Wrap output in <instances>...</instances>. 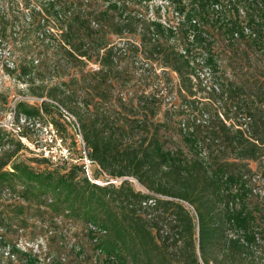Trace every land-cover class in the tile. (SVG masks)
<instances>
[{
	"label": "trees",
	"instance_id": "obj_1",
	"mask_svg": "<svg viewBox=\"0 0 264 264\" xmlns=\"http://www.w3.org/2000/svg\"><path fill=\"white\" fill-rule=\"evenodd\" d=\"M88 2L45 0L44 4L30 6L26 28L52 55L49 59L31 58L26 66L16 64L14 69L24 80L42 68L59 78L69 77L56 84L64 89L61 95L46 93L59 105L56 111L63 116L64 109L76 118L88 156L98 167V179L132 177L149 191L179 202L160 200L150 192L137 190L128 179L118 185L109 182L100 186L82 176L78 166L65 172L60 168L35 171L24 163L11 164L23 146L19 140L12 154L1 155L0 190L12 196L18 193L26 201L48 204L63 211L65 217L85 221L93 251L103 253L98 255H104L105 259L99 261L104 264H201L191 240L193 216L182 202L196 212L204 264H210L217 251L228 253L234 248L242 252L260 239L264 242L258 218L262 209L249 203L251 196L264 202V194L256 192L258 179L264 185V0H188L187 4L171 0L174 12L181 17L176 23L160 17L145 20L143 15L135 17L133 13L118 19V14L130 12L131 4ZM240 8L245 11L244 17ZM210 14L226 16L230 45L246 47L244 63L233 59L226 66L219 64L221 51L211 40L204 20ZM139 23L146 28L140 29ZM5 28L0 31V45L6 44ZM124 34H139L141 43L122 45L109 39V35ZM177 38L186 40L189 47L180 52L167 44L177 42ZM139 54L147 64L159 61L179 76L178 85L165 90L166 95L177 90L182 101L179 106L172 103L174 107L168 108L164 121L156 119L160 97L155 92L146 93L142 88L138 96L137 88L126 84L118 87L113 82L125 77L127 69H119V61ZM90 62L98 63V70L85 71ZM207 77L213 80L205 82ZM201 90L206 96L200 100L195 96ZM82 92L86 100L79 105L85 115L72 106V99ZM44 93L37 95L42 97ZM113 96L124 109L132 108L130 114L121 113L122 122L113 119ZM135 97H140L136 104ZM50 107L52 104L45 100L40 106L19 101L15 119L22 115L42 118L43 112L51 113ZM53 121L64 129L60 119ZM162 127L165 135L160 133ZM177 132L188 139L195 158L190 159L182 148L166 146ZM9 138L0 128V145L12 143ZM251 163H255V169ZM10 164L12 170L7 169ZM151 198H155L154 206L143 205ZM161 205L171 206L176 212ZM14 209L16 214L0 207V228L12 227L25 206L14 204ZM143 215L154 216L146 219ZM158 218L166 219L170 230L163 229ZM229 231L241 235L228 238ZM17 251L13 248L12 254Z\"/></svg>",
	"mask_w": 264,
	"mask_h": 264
},
{
	"label": "rangeland",
	"instance_id": "obj_2",
	"mask_svg": "<svg viewBox=\"0 0 264 264\" xmlns=\"http://www.w3.org/2000/svg\"><path fill=\"white\" fill-rule=\"evenodd\" d=\"M109 1L113 0H90L88 4H108ZM118 4H131L130 12L127 11L125 14H118V19L125 18L129 13L136 15H143L142 18L145 20H153L155 17H160L159 20L165 22L167 19H171L172 22L176 23L181 17L174 11V5L171 0H114ZM45 0H0V31L4 30L7 25L6 31V44L0 45V128L3 130L5 136H10L12 143L8 144L5 142L4 145H0V160L1 155L5 152L12 154L16 148V142L19 140L23 146L20 148L11 159L12 162L24 163L35 171L54 170L60 168L63 171H68L73 166H78L80 174L85 177L83 165L81 161L74 162H55L45 157L44 151L39 149V144L47 140V136L44 130L38 131L30 126L25 128H18L17 121L15 119V110L19 101H25L28 104L40 106L45 100L52 104V107L48 108L50 112H43L42 118H36L45 123L52 122L55 128L53 118H58L64 124V129L60 128V134L63 137L66 144L71 148L73 155L78 159L82 153V144L79 139L78 127L72 119L69 121L67 118L62 116L56 107L59 105L48 95V91L62 94L63 87L57 86L58 82H64L68 80V76L59 78L55 73L48 71L47 68L40 69L41 71L35 70V75L30 76L27 79H20L19 71L14 69L16 64H29L31 58L41 59L47 57L48 59L52 55L51 50H47L43 43L38 39L35 33H30L26 28L28 22V10L30 6L35 4H44ZM187 4V2H185ZM25 13V14H24ZM229 16L232 18L236 17L234 12H229ZM206 17V15H205ZM140 18H136L139 21ZM204 20L207 23V29L211 35V40L215 42V46L221 51L219 55V64L226 66L231 64V60L236 59L239 63H244L245 59L242 57L245 54L246 47L230 45L229 37L225 30L226 16L223 14H210ZM243 20V19H242ZM144 22V21H143ZM148 22V21H147ZM145 23V22H144ZM21 26V29H19ZM139 28H146L145 25L139 23ZM139 30V29H138ZM142 32V31H140ZM120 36V35H119ZM117 35H109V39L113 43L124 45L127 42L131 44L141 43L140 35H126L119 37ZM179 39V40H178ZM177 42L167 41L171 47H176V50H181L187 47L186 40L183 38H177ZM240 48V49H237ZM196 48L194 47V50ZM196 51V50H195ZM252 51V48H251ZM149 64V65H148ZM143 57V54L139 56H124L118 63L119 69H127L124 72V79L114 80L113 82L119 87L121 84H126L127 87H135L138 92V96L141 94V90L145 89L146 93L155 92L160 98L156 101L159 106L157 107L156 119L164 121L166 119V112L168 108L174 107L173 102L179 106L182 101V97H178L177 90L166 95L165 88L170 86H177L179 83V76L176 72L169 70L164 67L159 61H148ZM98 70L99 64L90 62L86 67L88 69ZM215 76H219L216 74ZM232 76V75H231ZM42 78V79H41ZM115 79H118L115 77ZM41 80H44L41 82ZM213 79L207 77L205 82H211ZM216 82V79H214ZM88 81L84 85H88ZM143 88V89H142ZM45 92L40 97L38 93ZM206 93L201 90L197 92L196 98L203 99ZM134 97V96H133ZM192 97V98H195ZM140 97H135L134 103L136 104ZM88 99V98H87ZM86 100L84 92L77 97L72 99V106L78 107L81 114L83 104ZM116 101V102H115ZM116 96H113L110 104L112 110L113 119L116 123L122 122L121 115L124 113L130 114L132 111L131 107L124 109L121 105H118ZM76 104V105H75ZM114 104V105H113ZM54 105V106H53ZM108 106V105H107ZM60 108V107H59ZM70 112H73L71 107H66ZM123 109V110H122ZM63 110V109H62ZM122 113V114H121ZM79 120V116L73 113ZM188 119V117L186 116ZM181 119V116L177 117L176 122ZM38 122V121H37ZM188 122H192L191 120ZM20 124L21 121H20ZM59 128V127H58ZM23 131V132H22ZM165 129L162 127L160 133L164 134ZM187 138L180 132L175 133L174 141L167 142V147H179L182 148L184 153L190 158H195L192 150L189 148ZM37 141V142H36ZM166 142V139H165ZM47 143V142H46ZM14 144V145H13ZM8 165L7 169L12 170V165ZM251 166L255 169V163H251ZM98 167H93V174H95ZM99 177H96V179ZM102 180V179H101ZM107 180V179H106ZM135 181V180H134ZM259 181V179H258ZM257 184L259 189L256 192L259 195L264 194V185L262 182ZM93 182V181H92ZM105 182V181H103ZM132 182V181H131ZM95 184H98L94 182ZM137 190L144 193L154 194L155 197L160 200H172L178 201L167 195H162L156 192L149 191L138 181L132 182ZM116 184H120L118 181ZM100 185V184H98ZM20 186V185H18ZM100 186H105L100 185ZM20 188H22L20 186ZM257 188V187H256ZM12 196L9 191L0 190V207L8 211H16L15 205L23 204L25 206L24 213L18 215L15 224L10 228H0V264H104L99 263L103 260L104 255H98L94 253L93 245L87 235L88 224L74 217H65L63 211H56L48 206V204L39 205L38 201H26L21 196ZM52 201V200H51ZM49 201V202H51ZM179 202V201H178ZM190 211L193 216V234L191 240L196 249L199 261L204 264L201 253L199 250V229L197 226V219L192 213V208L187 203L182 202ZM249 203L252 207L257 206L262 209L261 214H258L259 226L262 227L261 234L264 237V204L263 199L256 196L249 198ZM262 203V204H261ZM162 207L173 210L171 206ZM16 214L17 212H13ZM176 212V211H175ZM141 214V213H140ZM151 214V213H150ZM142 215V214H141ZM58 216V217H56ZM146 219L153 218L154 215H143ZM169 214L167 213V217ZM166 217V219H167ZM166 219L158 218L159 224L163 229H168ZM25 221V222H24ZM174 234V231L172 230ZM241 233L237 231H229L228 238H236ZM188 237V236H187ZM262 237V238H263ZM180 241L178 245H180ZM13 248L18 251L14 255L12 254ZM230 252L225 253L217 251L211 257L210 264H264V242L262 239L258 243L253 244L252 247L243 250L242 252L231 248ZM101 252V251H100ZM103 254V253H101ZM29 255L32 257H29ZM105 259V258H104Z\"/></svg>",
	"mask_w": 264,
	"mask_h": 264
},
{
	"label": "built area",
	"instance_id": "obj_3",
	"mask_svg": "<svg viewBox=\"0 0 264 264\" xmlns=\"http://www.w3.org/2000/svg\"><path fill=\"white\" fill-rule=\"evenodd\" d=\"M183 1H188V0H183ZM216 7L219 9L220 8V4H217ZM240 15L241 17L245 16V11L243 10V8H240ZM245 32L246 33H250V30L248 28H245ZM63 111V116L65 118H67L69 121H73L78 127V131H79V139L80 142L82 144V153L80 154V158H76L73 155V152L71 150V148L66 144V142L64 141L63 137L60 134V130L59 128H55V126L53 125L52 122H48L45 123L43 121L44 124L41 123L40 120L36 119V118H28L24 115L20 116L19 120L16 122L18 125V128H25L26 126H30L31 128L38 130V131H43L47 136V140L45 142H42L41 144H39V149H42V151H44L45 153V157L49 158L52 161L55 162H74L77 163L79 161H81V164L83 165V170L85 175L93 182H96L100 185H106L109 182L112 183H116L117 181L120 183L125 179H128L132 182L137 181L136 179L132 178V177H125L122 179H96L95 174H93V167L95 166V161H93L89 156H88V150L86 148L83 136H82V132L81 129L79 127V123L77 122L76 118L70 114L69 112H67L66 110H62ZM40 119V118H39ZM20 121L22 124H20ZM38 121V122H37ZM23 132V131H22ZM37 142V141H36ZM47 142V143H46ZM135 180V181H134ZM105 181V182H103ZM155 198H151L149 199L147 202H144L143 205H149V206H154L155 205ZM190 206V205H189ZM190 208H192V213H194L196 219V212L194 211V208L190 206ZM94 228V227H93ZM98 254H101V252L99 251Z\"/></svg>",
	"mask_w": 264,
	"mask_h": 264
}]
</instances>
